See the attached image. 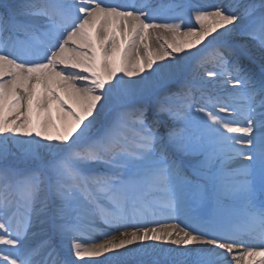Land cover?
<instances>
[{
    "label": "snow or ice",
    "instance_id": "1",
    "mask_svg": "<svg viewBox=\"0 0 264 264\" xmlns=\"http://www.w3.org/2000/svg\"><path fill=\"white\" fill-rule=\"evenodd\" d=\"M193 255L264 264V0L0 3V264Z\"/></svg>",
    "mask_w": 264,
    "mask_h": 264
},
{
    "label": "bare ground",
    "instance_id": "2",
    "mask_svg": "<svg viewBox=\"0 0 264 264\" xmlns=\"http://www.w3.org/2000/svg\"><path fill=\"white\" fill-rule=\"evenodd\" d=\"M10 1H12V0H0V2H10ZM155 2V1H154ZM256 56H257V62H258V59H259V54L257 53L256 54ZM177 222H179V221H177ZM171 223V222H170ZM105 230H106V228H105ZM167 246V245H166ZM172 247H174V246H172ZM196 247H198V246H189V248L192 250V251H195V248ZM191 258L192 259V261L194 262L195 261V259H196V257L193 255V256H188V257H186V259H188V258Z\"/></svg>",
    "mask_w": 264,
    "mask_h": 264
}]
</instances>
